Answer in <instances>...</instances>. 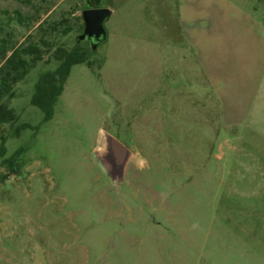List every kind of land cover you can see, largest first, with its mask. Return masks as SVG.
<instances>
[{"label":"rangeland","instance_id":"rangeland-1","mask_svg":"<svg viewBox=\"0 0 264 264\" xmlns=\"http://www.w3.org/2000/svg\"><path fill=\"white\" fill-rule=\"evenodd\" d=\"M163 2L118 4L91 49L85 0H0V61L44 50L6 99L4 156L25 148L0 165V264H264V0ZM75 45L89 64L43 121L34 83ZM21 123L37 128L14 136ZM104 132L131 151L118 184Z\"/></svg>","mask_w":264,"mask_h":264},{"label":"trees","instance_id":"trees-1","mask_svg":"<svg viewBox=\"0 0 264 264\" xmlns=\"http://www.w3.org/2000/svg\"><path fill=\"white\" fill-rule=\"evenodd\" d=\"M82 19V17H80ZM60 22L54 23L56 26ZM84 24H82V27ZM52 26L51 28H53ZM65 33L69 27L63 29ZM41 41L48 45V41L41 38ZM51 44V43H50ZM43 49L36 43H28L14 47L11 53L6 56L2 53L0 61V165L6 166L13 171L15 158L23 151L24 146H19L12 154L5 157L7 140L3 132L4 125H13L18 115L8 105L6 99L14 96V85L21 81L37 61L41 60ZM87 48L75 45L71 48L57 46L54 50V57L58 61L54 69L40 72L33 86L30 103L38 107L43 114V121L49 120L53 115V107L63 91L64 83L69 75L70 68L75 64L87 63ZM26 128L36 129L28 123H21L15 126L13 135L18 136L21 130ZM14 172V171H13Z\"/></svg>","mask_w":264,"mask_h":264},{"label":"water","instance_id":"water-1","mask_svg":"<svg viewBox=\"0 0 264 264\" xmlns=\"http://www.w3.org/2000/svg\"><path fill=\"white\" fill-rule=\"evenodd\" d=\"M109 14L107 8L96 4L82 10L81 17L84 27L81 38L88 39L91 49H94L105 38L103 21ZM103 137L104 144L96 153L106 174L113 183L118 184L122 180L131 151L112 134L104 132Z\"/></svg>","mask_w":264,"mask_h":264},{"label":"crops","instance_id":"crops-1","mask_svg":"<svg viewBox=\"0 0 264 264\" xmlns=\"http://www.w3.org/2000/svg\"><path fill=\"white\" fill-rule=\"evenodd\" d=\"M102 1H103L102 7L107 8L110 12V14L103 21V27L105 30V38H106L107 37V31H106V26H105L104 22L106 21V19L110 15H112V13L115 12V10H116L115 6H118V4H120V6H119L121 8L120 10H121V13H123V12H125L124 8L127 7L126 5L129 3H132V6L138 7V9H139L145 2L150 1V0H102ZM175 3H176V0H164V2H163L164 13H168L169 12L168 7L171 5H174ZM203 4L205 5V0H182V4H181L182 12L188 13V14L194 13V15L200 14L201 10L204 8ZM170 12H172V11H170ZM180 21L181 22H184V21L188 22V19L184 18L183 16H181V17L179 16V22Z\"/></svg>","mask_w":264,"mask_h":264},{"label":"flooded vegetation","instance_id":"flooded-vegetation-1","mask_svg":"<svg viewBox=\"0 0 264 264\" xmlns=\"http://www.w3.org/2000/svg\"><path fill=\"white\" fill-rule=\"evenodd\" d=\"M100 0H85V5H86V8L89 7V6H93V5H98ZM83 41L89 43L88 39H82Z\"/></svg>","mask_w":264,"mask_h":264}]
</instances>
